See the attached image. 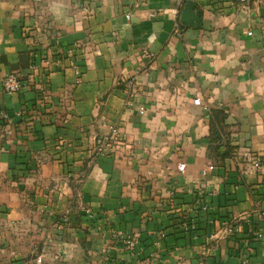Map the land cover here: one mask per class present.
Segmentation results:
<instances>
[{
    "label": "crops",
    "instance_id": "1",
    "mask_svg": "<svg viewBox=\"0 0 264 264\" xmlns=\"http://www.w3.org/2000/svg\"><path fill=\"white\" fill-rule=\"evenodd\" d=\"M192 1L0 0V264H264V0Z\"/></svg>",
    "mask_w": 264,
    "mask_h": 264
},
{
    "label": "built area",
    "instance_id": "2",
    "mask_svg": "<svg viewBox=\"0 0 264 264\" xmlns=\"http://www.w3.org/2000/svg\"><path fill=\"white\" fill-rule=\"evenodd\" d=\"M238 1L242 2L246 0H238ZM151 56H152L151 53L146 54V57L150 58ZM1 82L3 86V90L9 93L17 92L22 87V83L20 79L15 74H12V73L5 75L2 78ZM193 103L195 105H200L201 104L200 98H195L193 100ZM143 111H144V108H140V112L142 113ZM1 118L4 120H9V117L7 116V114H3ZM123 141H124V134L121 132L120 127L118 125H112L110 127L108 135L104 136L98 142H96L94 153L98 154V153H102L103 151L113 150L114 148H116V146L120 145ZM251 166L256 170H260L264 166V160L260 156H251ZM184 167H185V164L183 163L178 164L177 166L178 170L181 172L184 170ZM212 168L213 166L209 165L206 167V170H211ZM225 232L226 234H229V235L233 234L234 226H231V225L226 226ZM246 233L254 237H258L260 235V233L257 232L251 226L247 227ZM241 264H251V263H249L247 260H242Z\"/></svg>",
    "mask_w": 264,
    "mask_h": 264
},
{
    "label": "trees",
    "instance_id": "3",
    "mask_svg": "<svg viewBox=\"0 0 264 264\" xmlns=\"http://www.w3.org/2000/svg\"><path fill=\"white\" fill-rule=\"evenodd\" d=\"M222 134L223 129L222 126H220L217 118L213 117L211 119V129H210V141L214 144V149L216 151V154L224 157L229 155L231 152H233V149L230 148L227 144L222 143ZM224 147L225 152L221 153L220 148Z\"/></svg>",
    "mask_w": 264,
    "mask_h": 264
},
{
    "label": "water",
    "instance_id": "4",
    "mask_svg": "<svg viewBox=\"0 0 264 264\" xmlns=\"http://www.w3.org/2000/svg\"><path fill=\"white\" fill-rule=\"evenodd\" d=\"M195 2L192 0H187L186 6L181 12V20L186 24H196L200 20L199 12H194L193 7ZM260 14L264 16V7L260 9Z\"/></svg>",
    "mask_w": 264,
    "mask_h": 264
}]
</instances>
